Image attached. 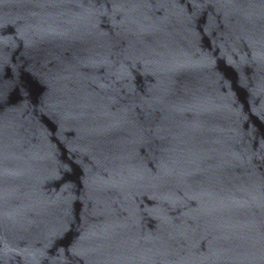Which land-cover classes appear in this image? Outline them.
<instances>
[{
	"label": "water",
	"instance_id": "95a60500",
	"mask_svg": "<svg viewBox=\"0 0 264 264\" xmlns=\"http://www.w3.org/2000/svg\"><path fill=\"white\" fill-rule=\"evenodd\" d=\"M0 264H264V0H0Z\"/></svg>",
	"mask_w": 264,
	"mask_h": 264
}]
</instances>
